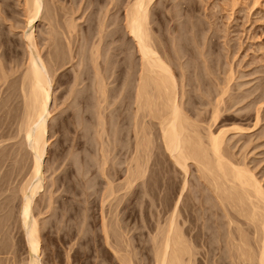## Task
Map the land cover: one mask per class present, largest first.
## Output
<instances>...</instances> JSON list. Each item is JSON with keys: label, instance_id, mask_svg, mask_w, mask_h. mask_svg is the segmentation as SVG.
I'll return each instance as SVG.
<instances>
[{"label": "rangeland", "instance_id": "obj_1", "mask_svg": "<svg viewBox=\"0 0 264 264\" xmlns=\"http://www.w3.org/2000/svg\"><path fill=\"white\" fill-rule=\"evenodd\" d=\"M127 1L115 0L116 3L113 1L110 4L108 0H46L47 9L44 13L48 15L54 12L53 20L48 22L46 18H42L35 24L36 41L42 56L47 58L51 53V56L55 58L52 61L53 64L51 61L49 64L53 71V90L47 134L49 144L45 154L46 159L44 158V187L36 197L34 205L39 228L40 264H125L124 262L127 261L130 264H152V236L156 233L157 223L161 222L167 214L163 211L162 204H165L173 188L172 191L178 189L183 179L182 172L174 168L161 146L160 149L154 147L160 143L157 135H150L153 152L146 161L144 177L138 179L137 186L135 185L136 195L123 187L124 161L122 164L117 163L118 155L115 150L118 138L122 137L124 144L119 157L126 160L131 151L130 143L133 140L132 129L134 127L132 124L134 123L132 115L134 87L132 85L135 82L134 76H136V68L139 65L134 43L124 27V11ZM19 3L20 1L17 0H0V104L2 103L0 105V119H2L0 131L4 133L5 130L3 142L9 144L10 141H14L9 138V135L16 127L21 108H19L21 101L17 96L15 77L20 73L25 58L24 45L22 46L24 42L20 36L23 21ZM69 18H74L77 27L67 36L64 26ZM99 24L103 28L100 32L102 40L98 44L101 54L97 59V64L100 68L102 67V70H99V66L98 70L102 72L104 70V75L108 74V70L113 72V74L110 72L112 75L109 79H113L112 77L114 79L107 85L113 87L115 91L113 94V91L109 92L111 98L107 94L106 98L99 99L100 101L96 98V94L94 95L98 88L95 84L97 77L89 55L90 41L96 42L91 39L95 40L99 35ZM147 25L151 29L152 37L156 39L154 41L158 43L157 48L159 47L161 53L165 51L167 54L164 53V55L170 60V65L173 64L171 67H173L172 71L177 80L181 74L176 62L180 59V62L183 60L186 63L184 66L190 73L186 69L183 71L186 72L184 76L190 74L188 78H192L191 82L187 78L188 84H186V78V82L184 81L186 84L184 90L187 91L185 90L186 93L182 97L185 110L182 109L185 115L193 117L194 119H191L198 122L201 133L206 125L207 111L205 109L210 107L206 99L218 98V92L223 88L222 86L225 87L226 80L228 81V89L222 95L225 101L220 104L224 106L233 101L237 104L234 103V106L227 109L226 113L230 112L231 116L225 118L226 120L223 119L222 125L228 128L231 125H239L244 127L245 132L240 134L233 131L228 132L225 135L223 146L226 152H230V156L233 157L234 154L236 159L244 157L247 162L244 159L242 161L247 163L246 165L257 177L262 178L261 182L264 184V91L263 95H258L264 90V0H152L148 6ZM67 50L72 51L70 59V52ZM199 51L210 52L211 65H208L209 60L206 61L209 67H205L198 61L201 56L203 57L199 55L201 54ZM65 52L66 56H64ZM180 52L184 54L176 59L177 61L173 59L172 54L176 56ZM209 52L206 55L209 56ZM109 53L110 56L107 55ZM63 58L65 59L62 60ZM202 66L209 72L205 71L206 78L203 75ZM76 75H79L82 81L78 86H75L74 81ZM91 76L94 77L91 78ZM201 80L204 82L202 83ZM198 81L199 89L196 85ZM215 89L219 91L215 92ZM256 94L257 98L262 96V100L259 98L262 103L257 100ZM197 96L202 98H199L201 101H198ZM16 97L18 99H15ZM254 98L258 104H254ZM255 105L260 106L258 116L261 120L251 128L254 122ZM233 110H236L235 113ZM97 111H101L100 114L103 115V117L101 115V120L98 119L99 121L95 119ZM223 111L221 114L225 113L226 109ZM197 114H205L202 121L198 120L200 117ZM96 122L99 124L96 125ZM96 129H99L100 135L95 134ZM151 129L149 130L151 133L157 132L153 130L154 128ZM14 146H8L9 155L5 150L3 151L6 160L5 170L7 169V174L10 172L12 177L16 166V162L11 157L13 151L11 149ZM101 147L106 151L107 159H105L103 169L105 173L101 172L98 166L101 164L98 162L101 159ZM236 159L234 161H237ZM195 170L194 163L189 162L187 174V188H189L185 191L186 197L183 196L185 202L181 203L178 216V220L183 224L181 228L185 235H190L191 251L195 256L192 264H230L229 247L227 248L228 244L223 241L225 239L223 228L216 227V221L218 222L221 216L211 215L210 211L206 214L203 209L204 213H202V210L197 208L199 203L208 206L214 204L215 200L212 197L209 200L207 195L210 191L206 189L205 193V188L199 183V179L200 181L203 179ZM24 171L25 168L15 173L13 185L20 180ZM106 176L111 179L108 180ZM145 179H147L146 184H144ZM105 180L112 182L114 192L111 196H106L107 183ZM190 199L193 200L192 203ZM195 214L202 215V217L197 218ZM237 217L243 219L241 216ZM102 218H105L107 223L108 236L106 239L101 231ZM223 219L222 221L226 222V218ZM214 224H216L215 228ZM240 227L247 228L244 223ZM14 231L15 227H13ZM194 231L205 234L211 232L213 237L209 240L210 244L200 243L197 240L191 241L190 232ZM246 233V236H249V240L246 237L247 242L252 243L251 233L248 231ZM16 236H19V231L15 233V238ZM24 249L21 245L18 248L17 258L15 257L19 260L18 264H23L26 254ZM6 256L3 254L5 260ZM6 261L5 264H10L9 255Z\"/></svg>", "mask_w": 264, "mask_h": 264}, {"label": "bare ground", "instance_id": "obj_2", "mask_svg": "<svg viewBox=\"0 0 264 264\" xmlns=\"http://www.w3.org/2000/svg\"><path fill=\"white\" fill-rule=\"evenodd\" d=\"M17 1L18 2L20 1L19 6L21 5L20 8L22 10L21 17L23 23L21 29L20 28L19 29H20L21 39L24 42L22 46L24 45L25 58L20 73H18V75L15 77L16 85H17L16 89L18 90L17 96L20 98L21 101L20 102L21 106H19V108L20 107L21 108L20 111L18 110L19 113L14 131L12 129L13 131L12 134L11 133L10 135L7 134L9 135V138L14 139V141L12 142L10 141V144L6 142L4 143L3 141L5 140V130L4 133L3 131H0V254H1L0 264H5L7 262L6 260L8 255L11 260L10 264H18L19 260L16 259L17 258L16 255L20 245L24 246L25 248L24 250L26 252L25 257L23 259V264H40L41 263L40 254H39L40 246L38 239L39 228H38L36 214L34 212V205L36 202V197H38V195L42 192L44 187V164H45L44 158L49 144L48 142L49 139L47 137V134H48L49 120L51 118L50 104H51V93L53 90V71L51 70L49 64L50 61L51 62L54 61L55 58L51 56V53H49L50 56H47V58L46 56L45 58L42 56L40 52V47L38 46V43L36 41L35 24L36 21L42 18H46L47 21L50 22L51 19L53 20L55 14L52 11L53 13L45 15L44 10L46 11L47 9L45 3L46 0H17ZM108 1L109 3L113 1L115 2V0H108ZM151 1L152 0H128L125 4L124 27L134 43L139 58V65L138 68H136L137 72L135 71L136 76H134L135 82L132 85L134 87V92H132L133 97L131 96L132 94L130 95L129 92V95L133 98L132 103L134 104L133 114H132L134 118V123L132 122V124L134 125L132 129L133 140L130 143L131 151L130 154L127 156L126 160H123V158L121 159L119 157V155L121 156L122 153L121 149L124 144L122 142V137H121L118 138V145L116 147L115 153L118 155L117 163L122 164V162L124 161L123 163L125 167L122 168L124 175L123 187L126 190H130V192L133 195H136L137 190L135 187L137 186V180L140 178L142 179L144 177L146 172V163H147L146 161L148 160V157L151 154V152H153L152 150L153 145L152 146L150 145V143H152L150 135L151 136L157 135L160 143H158L159 145L156 144L154 147L156 149H160L159 147L161 146V149H163V152L167 156L168 160H170L171 164H173L174 168L179 169L183 174V179L178 189L177 190L175 189L176 191H172L174 189L173 188L171 190V194H168L165 204L164 205L162 204V209L167 214L166 217H164V219L161 222L157 223L155 227L156 233L154 235L152 234L153 235L152 264H192V261H194L195 259L194 253L191 251V245H190L191 243L189 237L190 235L189 236L185 235L184 230H182L181 228L183 224L181 221L178 220L179 211L181 209L180 207L182 205L181 203L185 202L183 198H185L187 195V194L185 195V191H187V189L189 188V187L187 188V182H188L187 174H188L189 162L194 163V166L198 171L197 173H199V177L203 179L201 181L199 179V183L200 185L203 186V188H205V193H206V189L207 191L208 190L210 191V194L208 193L209 195L207 196H209V198L212 197V199L215 200L213 201V203L215 202L214 204H210L208 206L199 203L197 204V208L201 210L202 209L205 210L206 214L208 211H210L209 213H211V215L216 214V215H220L223 218L224 217L226 218L225 220L226 222H224L222 221L223 218L219 216L220 217L219 219L216 216L219 220L218 222L215 220L217 225L214 224V228L215 225L217 228L220 226L223 228V230L221 229L223 231V237L225 238L223 241H225L228 244L227 248L229 247V250L227 249L229 254L228 255L229 263L230 264H264V184L261 182L262 178L260 179L259 177H257L256 174L253 172V170H251L249 166L246 165L247 161L244 159V157L242 158L239 157L238 159L241 158L240 161L236 159V157H234L233 154L234 160L235 159L237 160L234 161L232 159L233 157L229 155L230 152L229 153L226 152L225 147L223 146V143L225 142L224 140L226 139L225 135L228 132L233 131L234 133L237 132L238 134L245 132L243 131L244 127H241L239 125H234V126L231 125V127L229 128L222 125V120L231 116L230 112L226 113L227 109H229L231 106H234V103H236V101L235 102L233 101V103L230 102L231 104L230 103L229 104L227 103L228 105L225 104L226 106L225 105L221 106L220 104L221 102L223 103L225 101L224 98H222V95L225 93L226 89H228L227 88L228 81L226 80L227 84L224 82L226 85L225 87L222 86L223 87L222 89H220L221 87L216 86L220 89V91L218 89H215V92L219 91L218 94L215 93L219 95L218 98L216 97L214 100L212 97H211L212 99L211 98L206 99V103L209 104L210 107L208 109H205L207 111L206 112L207 115L205 118L206 125L205 127H203V131L205 130V132L203 133L202 131L201 133L200 128L198 127L200 126L198 125V122L192 120L191 118L193 117L190 118L188 117V115H185V112H183L184 106L182 104L184 102L182 100V97L186 93L185 92L186 89L184 90V88L186 84H188L189 82L188 79L191 82V78H192V77L188 78L189 76H191L188 73L187 76L185 75L186 77L184 76V73L186 74V72L183 71L187 69L186 66H184V64L186 63H184L183 60H181L180 62L179 59L184 53L181 54L180 52L181 55L177 53L178 55L176 56L174 55L175 57L172 54L173 59L175 60L179 59V62L176 60L178 62V63L176 62V64L180 67V68L178 67V69L181 76L179 80H177L176 75L172 71L173 67L171 66L173 64L170 65L171 64L170 60H168L167 59L168 57L164 55V53L165 54L167 53L164 50H162L164 52L161 53L159 47L157 48L158 43L155 42L156 39L152 37L153 35L150 32L151 29H149L150 27L147 25L148 6ZM66 22L67 23L66 25L64 24L65 25L64 27L66 29L65 34L67 35L71 33V31H73L75 27H77V23L75 22L74 18H69V20L67 19ZM102 28L103 26L99 24L98 26L99 35H97L98 38H96L97 40L91 39L93 40V42L94 41L96 42L92 43V41H90L91 44L89 46L90 47L89 55L91 56L90 62L92 60L94 65V74L97 77L95 84L98 88L97 89L96 87L94 88L96 89L94 95L96 94V98L98 100L99 99L104 100L107 94L109 95V92H112L114 90L113 87H108L107 85L111 82V80L114 79V77H112L113 79L111 80L109 79V77L113 74V72L109 70L108 71L105 70V72L107 71L108 74L106 73L107 75L106 74L104 75L103 73L104 70L103 72L99 71L102 67L100 68V66L97 64V59L98 57H100L101 54L98 44H100L102 40V34H100ZM67 51L70 52V50ZM71 52L69 53V59L72 58ZM202 52L199 51V53H201L199 55H203V57L201 56L202 58V59L200 58L201 61L200 60L198 61L203 63L205 67H209L208 65H211L210 62L212 61L211 59H209L211 57V54L209 51L206 52L204 51L203 53ZM208 52L210 54L209 56L206 55V53ZM64 54H65L64 56H66V52ZM107 55L110 56V53ZM64 59L65 58H63L62 60ZM174 61L172 62L175 63ZM206 61H208L209 63V64L207 63L208 65L206 64ZM98 66H99V70H98ZM204 66H202L203 68L201 67V69L204 70L203 75L206 78L205 74L208 71L204 69ZM210 68H208L209 71ZM93 77L91 76V78ZM185 78L187 81L186 84L184 83ZM108 79L110 81H108ZM74 81H75V86L80 85V81H81L80 76L76 75ZM202 81L204 82V80H201V82ZM197 83L198 84L196 83L195 84L199 89L200 83L199 81ZM263 91L264 90H262L260 94L258 93V95H263L262 94ZM114 92L115 91H113L112 94ZM110 96L111 93L109 97ZM255 96L257 98V94ZM261 97L262 96L258 97L257 100H259V98L260 100L264 98ZM197 98L199 99L200 97L197 96ZM15 99L18 98L16 97ZM200 99L198 101H201ZM241 100L242 99H240V101ZM255 101L254 104L255 103L258 104L257 103L258 101L256 102ZM6 103H9V101ZM258 107L254 108V122L253 125L250 126L251 128L252 126H256L255 124L259 122V120H261V117L258 116L259 115ZM15 109H17V107ZM225 109H226L225 113L221 114V111ZM235 111L233 110L234 113ZM16 112L17 110L15 111V113ZM100 112L101 111H97L95 119L97 118V120L98 119L101 120L102 113L100 114ZM197 113L199 114V112ZM198 114L197 116L200 117L198 120L202 121V117L204 118L205 114L202 115H198ZM1 120L2 119H0V122ZM97 122L96 125L99 124ZM213 125L214 127L212 128ZM151 128H154L153 130H156L157 132H155V134H153V132L151 133L149 131L152 130ZM98 132L99 129L98 130L96 129L95 134L97 133L98 135H100ZM13 145L15 146L11 149L13 150L11 157L16 162V166L14 168V174H13L14 176L12 177V175L9 172V169H8L9 174H7L6 172L7 169L5 170L4 162L6 160L3 151L5 150L7 152L9 148L8 146H13ZM231 145L233 147V144ZM100 158L101 161L99 160L98 162L99 163L101 162V164L98 166H100L101 172H103L105 159H107L106 151L103 147L100 148ZM242 159H244L246 162H243L244 160L242 161ZM23 168H25L24 174L22 173L20 180L15 185H13V182L15 183L14 181L15 173L20 172ZM103 175L105 176L106 174ZM146 180L147 179H145L144 184H146ZM106 183H105V185L107 186V193L105 192L106 196H111L113 195L114 192L113 187L111 185L112 182L106 181ZM202 191L204 192V189H202ZM184 195L185 197H183ZM203 196L205 198V194ZM209 200H211V198ZM190 201L192 203L193 200L190 199ZM194 206H196L195 203ZM203 210L202 213H204ZM101 216L104 217L103 215ZM237 216H241L243 217V219H240V217ZM196 217L200 218L202 217V215H196ZM104 219L105 218L101 219L102 220L101 231L103 232L104 238L106 239L108 236V232H107V223ZM189 221L191 223L192 220L190 219ZM243 223L246 224L247 228L243 229L242 227H240L241 224L243 225ZM13 227H15L14 232H13ZM208 228L209 227H207V229ZM18 231H19V236H16L15 238V233ZM247 231L251 233L250 238L252 237L253 239L252 243L251 242L249 243V241L247 242V239L249 240V236H246ZM190 234L192 238L191 241L197 240L200 243L208 242L210 244L209 240L211 237H213L211 232L205 234L203 232L194 231L192 233L190 232ZM246 237L248 238L246 239ZM113 250L115 251V249ZM3 254H5V256L7 255L6 260L5 257H3ZM124 263L130 264L129 261Z\"/></svg>", "mask_w": 264, "mask_h": 264}]
</instances>
